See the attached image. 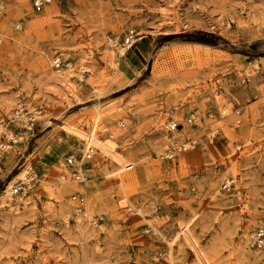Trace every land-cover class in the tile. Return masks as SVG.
Segmentation results:
<instances>
[{
    "label": "rangeland",
    "instance_id": "1",
    "mask_svg": "<svg viewBox=\"0 0 264 264\" xmlns=\"http://www.w3.org/2000/svg\"><path fill=\"white\" fill-rule=\"evenodd\" d=\"M169 119L196 147L164 160ZM260 215L264 0H0V264H264Z\"/></svg>",
    "mask_w": 264,
    "mask_h": 264
},
{
    "label": "built area",
    "instance_id": "2",
    "mask_svg": "<svg viewBox=\"0 0 264 264\" xmlns=\"http://www.w3.org/2000/svg\"><path fill=\"white\" fill-rule=\"evenodd\" d=\"M29 1L33 9L39 11L45 6L52 3L54 0ZM135 38V29L128 28L123 34L121 46L125 48L130 47L134 43ZM63 61V57L60 53L54 54L50 60V66L53 71L60 72L64 64ZM17 117H20L19 114L17 115ZM185 120L186 123L190 125L195 124V117L193 114L188 116ZM177 129L178 124L173 119H169L166 123H164L162 131L164 132V138L166 139V141L163 144V150L160 154L161 159L173 160L179 154L189 152L196 147V142L193 139H179L178 137H174V134L177 132ZM95 153V147L89 144L88 146H86L85 150L81 151L79 156H75L74 154L66 155L64 157V166L66 167L67 171L66 174H63L61 177L64 179L65 175H67L72 182L84 183L87 180V176H85L84 169H82V166H84L87 161L94 156ZM25 179H20L13 186V188L10 189L9 193L4 192V196L7 197V199H10L19 190H22L26 183ZM231 183V179L225 180L223 183L224 188L230 187ZM70 199L76 204V211L79 213V215L82 216L84 221H86L87 223L96 225L98 219H101V217L96 218L95 216H89L87 214L86 196L84 193L74 192L70 195ZM14 212H16V209H14ZM248 237L251 247L259 251H264V216L260 215L256 217L254 225L250 230Z\"/></svg>",
    "mask_w": 264,
    "mask_h": 264
},
{
    "label": "bare ground",
    "instance_id": "3",
    "mask_svg": "<svg viewBox=\"0 0 264 264\" xmlns=\"http://www.w3.org/2000/svg\"><path fill=\"white\" fill-rule=\"evenodd\" d=\"M112 46H114V44L112 43ZM119 52V54H122L123 52L121 51V49L118 51ZM122 52V53H121ZM66 65H70V63H67ZM55 72V71H54ZM55 73H60V72H55ZM81 74L80 73H78V77L79 78H81ZM53 80V79H52ZM53 81H55L61 88H62V92L63 93H65V96L66 95H68V93H70V92H73L74 91V89H73V87L71 86V84L69 83V81L67 80V78L64 76V75H58L57 76V78L55 79V80H53ZM61 90V89H60ZM96 92V91H95ZM99 95V98H100V94H98ZM18 115V114H17ZM90 145H92V144H90ZM93 146V145H92ZM82 169H83V166H82ZM27 172V171H26ZM21 174V173H20ZM24 175H26V174H24ZM62 176V175H61ZM62 178V177H61ZM25 179V178H24ZM9 185V184H8ZM13 188V186H7V188H6V190L7 189H12ZM5 190V191H6ZM10 191V190H9ZM87 214L89 215V213L87 212ZM248 245L250 246V242L248 241ZM250 248H251V246H250Z\"/></svg>",
    "mask_w": 264,
    "mask_h": 264
},
{
    "label": "trees",
    "instance_id": "4",
    "mask_svg": "<svg viewBox=\"0 0 264 264\" xmlns=\"http://www.w3.org/2000/svg\"><path fill=\"white\" fill-rule=\"evenodd\" d=\"M199 40L203 41V42H206V43H210L212 45H214L213 42H209L208 40H206L205 38H199Z\"/></svg>",
    "mask_w": 264,
    "mask_h": 264
}]
</instances>
